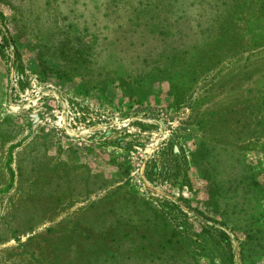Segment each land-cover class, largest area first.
Instances as JSON below:
<instances>
[{
  "label": "rangeland",
  "instance_id": "1",
  "mask_svg": "<svg viewBox=\"0 0 264 264\" xmlns=\"http://www.w3.org/2000/svg\"><path fill=\"white\" fill-rule=\"evenodd\" d=\"M0 264H264V0H0Z\"/></svg>",
  "mask_w": 264,
  "mask_h": 264
},
{
  "label": "trees",
  "instance_id": "2",
  "mask_svg": "<svg viewBox=\"0 0 264 264\" xmlns=\"http://www.w3.org/2000/svg\"><path fill=\"white\" fill-rule=\"evenodd\" d=\"M3 40H4V45H7V44H8V40H7V38H6L4 35H3ZM174 235H176L175 232H173L172 237H173ZM171 239H172V238H171Z\"/></svg>",
  "mask_w": 264,
  "mask_h": 264
}]
</instances>
